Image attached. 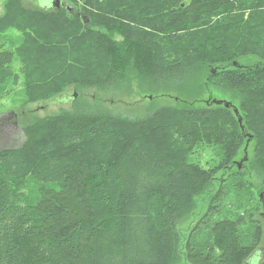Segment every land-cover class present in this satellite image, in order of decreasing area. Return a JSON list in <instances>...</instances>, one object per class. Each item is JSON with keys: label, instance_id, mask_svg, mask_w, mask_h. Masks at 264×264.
<instances>
[{"label": "trees", "instance_id": "trees-1", "mask_svg": "<svg viewBox=\"0 0 264 264\" xmlns=\"http://www.w3.org/2000/svg\"><path fill=\"white\" fill-rule=\"evenodd\" d=\"M83 1V21L71 13H52L54 9L46 14L26 11L19 2L6 6L3 29L51 34L43 43H38L40 37L30 40L34 47L29 54L19 51V73L12 69L15 52L0 50V94L18 86L21 77L26 100L33 103L72 84L109 90L127 77L132 80L133 74L159 84L183 80L200 69L208 84L239 93L244 101L239 109L209 101L204 107L162 108L145 119L126 121L130 131L140 132L121 155L117 153L126 141L122 122L104 109L62 112L38 121L40 130L61 128L65 152L59 155L52 144L31 143L30 163L21 148L0 151V264H175L176 223L191 212L195 197L219 170L234 167L250 133L248 142L255 143L250 168L264 186V1ZM70 5L69 10L74 8ZM125 46L135 51L133 62L123 55ZM37 47L36 58L31 52ZM241 49L246 52L237 56ZM253 54L260 60L255 65L237 61ZM42 68L49 71L38 74ZM33 127L25 130L27 136ZM143 130H154L159 137L152 141ZM210 147L221 150L217 168L205 171L185 161ZM82 149L85 161L71 157ZM101 167L112 169L117 185L113 197L104 195L105 208L93 198ZM27 186L35 192L28 203L14 191ZM220 197L222 191L209 215L217 213ZM240 226L241 220L215 222L206 249L187 245V262L245 264L263 232L260 226L253 228L248 246L241 241Z\"/></svg>", "mask_w": 264, "mask_h": 264}, {"label": "rangeland", "instance_id": "rangeland-1", "mask_svg": "<svg viewBox=\"0 0 264 264\" xmlns=\"http://www.w3.org/2000/svg\"><path fill=\"white\" fill-rule=\"evenodd\" d=\"M261 1L264 0H258L256 3L251 0L254 5L259 4ZM14 2H19L21 8L26 11L46 14L50 13L46 11L53 9L46 10V8H50L46 0H0V50L5 49L15 52V63L12 69L15 73H19L23 70L19 51L24 55L29 54L30 48L33 49L34 47L30 40L35 41L40 37L38 43H43L42 38L47 40L51 33H45L42 36L44 31L42 32L39 29H29L30 31L27 33L20 31L18 28L3 29L1 20L6 15V6ZM59 2L60 9H54L51 11L52 13H71L76 20L80 18L83 21L82 13L85 6H87L83 0H59ZM70 4L74 5L71 10L67 9ZM245 15L248 17V11ZM21 28L25 29L24 26ZM114 39L117 42L123 40L118 35H115ZM27 44V48L23 49ZM245 52L246 50L241 49L237 56L243 55ZM31 53L37 58L39 55L38 47L36 51ZM125 54L132 62L135 60L136 54L132 48L125 46L123 55ZM237 61H241L243 66H246L255 65V62L260 60L255 58V55H249L237 59ZM46 71H49V69H39L38 74ZM33 73H36V63ZM131 77H133L132 80H127L129 78L127 77L126 81L118 83L109 90L76 84L68 85L53 97L33 103H28L26 100V89L24 80L21 77L18 86H10L7 88V92L0 94V151L21 148L31 163V160H34L32 159L34 150L33 146L30 148L29 146L31 143L38 142V147L44 143L54 145L58 154L63 155L65 151L61 148V128L47 125L40 130L37 122L45 118L59 116L62 112L77 113L90 109H104L103 111L109 112L122 122L120 127L125 133L126 141L120 146L117 153V155H121L136 141L134 139L135 135L140 132L134 129L130 131L131 125L126 121L134 122L145 119L162 108L179 109L185 105L204 107L209 101L215 100L228 102L239 109L240 104L244 101L243 96H240L239 93L219 89L208 84L206 72L200 69L192 72L190 77L183 80L170 79L168 82L165 81L159 84L150 83L136 74ZM161 123L163 122L160 121L155 124L158 126ZM31 127L33 128L27 136L28 131L25 133V130H29ZM143 131L146 133H142V135L144 137L152 136L150 139L152 141L156 140L154 138L159 137H155L159 133L154 130L152 133H149L150 130ZM250 134L246 135V144L234 160V167L230 170H219L209 187L195 197L191 212L176 223L179 244L175 264H189L186 260V247L188 244H193L198 249H206L211 244V227L215 222L222 219L241 220L240 238L248 246L251 244L252 229L260 226L263 232L262 239L245 264H260L264 261V186L260 175L250 168L255 148L254 142H248L252 136ZM246 149L248 150L249 160L245 161ZM83 152H86V150L73 151L71 157L75 160L85 161ZM221 156L220 149L210 147L199 149L193 155L186 156L185 161L187 158V162L197 164L205 171H211L219 166ZM103 169L104 171L100 170L98 172L100 174L96 176V178H100L97 180L100 185L96 186L93 191V198L101 208H105L104 195L106 193L112 197L117 193V185L111 173L112 169L108 167ZM105 172L106 174H104ZM14 191L27 203L35 195V192H32L29 186L26 189L25 187H16ZM221 191L222 197H220L218 211L215 215H209L210 205ZM106 214L109 215V213Z\"/></svg>", "mask_w": 264, "mask_h": 264}, {"label": "water", "instance_id": "water-1", "mask_svg": "<svg viewBox=\"0 0 264 264\" xmlns=\"http://www.w3.org/2000/svg\"><path fill=\"white\" fill-rule=\"evenodd\" d=\"M50 9H60V2L59 0H54V2L51 4L50 8H46V10H50ZM214 104H217V105H224L226 108H229L230 106H232V104L228 103V102H224V101H212ZM233 110L235 112V114L239 117V112H238V109H236L234 106H233ZM239 123L242 124V118L239 117ZM247 160V159H246Z\"/></svg>", "mask_w": 264, "mask_h": 264}, {"label": "clouds", "instance_id": "clouds-1", "mask_svg": "<svg viewBox=\"0 0 264 264\" xmlns=\"http://www.w3.org/2000/svg\"><path fill=\"white\" fill-rule=\"evenodd\" d=\"M49 6H51L52 0H46Z\"/></svg>", "mask_w": 264, "mask_h": 264}, {"label": "flooded vegetation", "instance_id": "flooded-vegetation-1", "mask_svg": "<svg viewBox=\"0 0 264 264\" xmlns=\"http://www.w3.org/2000/svg\"><path fill=\"white\" fill-rule=\"evenodd\" d=\"M53 2H54V1H52V3H53ZM52 3H51V4H52ZM67 8H68V7H67Z\"/></svg>", "mask_w": 264, "mask_h": 264}]
</instances>
